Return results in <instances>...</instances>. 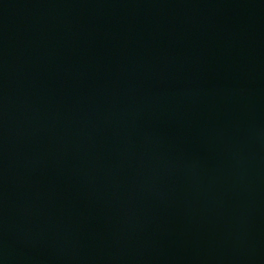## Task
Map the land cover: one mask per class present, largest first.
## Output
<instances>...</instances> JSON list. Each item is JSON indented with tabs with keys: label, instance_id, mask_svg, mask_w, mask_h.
<instances>
[{
	"label": "water",
	"instance_id": "95a60500",
	"mask_svg": "<svg viewBox=\"0 0 264 264\" xmlns=\"http://www.w3.org/2000/svg\"><path fill=\"white\" fill-rule=\"evenodd\" d=\"M0 264H264V0H0Z\"/></svg>",
	"mask_w": 264,
	"mask_h": 264
}]
</instances>
